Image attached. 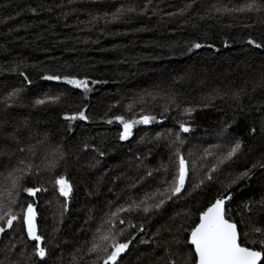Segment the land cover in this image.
<instances>
[{"label":"trees","instance_id":"obj_1","mask_svg":"<svg viewBox=\"0 0 264 264\" xmlns=\"http://www.w3.org/2000/svg\"><path fill=\"white\" fill-rule=\"evenodd\" d=\"M139 90L153 121L124 138ZM166 138L182 145L173 158ZM132 161L144 167L136 188ZM47 169L72 186L58 222L36 200ZM222 195L264 264V0H0V201L24 199L20 232L48 254L12 247L13 218L0 264H87L89 245L102 264L114 243H127L116 264H171L180 251L195 264L189 234Z\"/></svg>","mask_w":264,"mask_h":264},{"label":"rangeland","instance_id":"obj_2","mask_svg":"<svg viewBox=\"0 0 264 264\" xmlns=\"http://www.w3.org/2000/svg\"><path fill=\"white\" fill-rule=\"evenodd\" d=\"M167 92H171V90L169 89ZM145 95L144 97V102L146 101V99H149L150 95L149 93H147V90H144L141 92V90H139L136 94L132 95H128L127 98L130 99V101L127 102L126 106H127V114L126 117L123 118H119L120 123L123 125L125 132L122 134V137L124 138H129L131 136L133 127L138 124V123H143V121L145 122V124H149L152 123L153 120H151V116L150 117H145V113L143 111V108L140 104L141 102V96ZM48 98H50L53 95V91L47 92ZM168 95H172V94H168ZM44 96V95H43ZM44 98H47L46 96H44ZM151 102V100H150ZM173 111H177L179 112V106H177L176 108L173 109ZM175 133L179 134L178 130H174ZM144 135V133H143ZM149 136V135H148ZM157 138H162L160 135L156 136ZM165 138V137H164ZM221 136L215 137V143L217 145H222L224 144L221 141ZM169 139L166 138L165 141H163L164 143H166V146L164 147V150L161 152V155L163 154L164 157L167 158H173L172 155L176 153V147L178 146H182L181 143H177L176 145H174ZM230 147L233 149L236 147L235 143H231L229 144ZM208 159L214 160L215 157L213 155H207ZM53 157H55V155H53ZM21 160V159H20ZM54 159H52V161H50L49 163H53L55 165V163L53 162ZM18 165H21V163H18ZM45 168L42 170H45L47 166L43 165ZM132 168H136V170H134L133 172H131ZM104 169V173L102 174H107L108 172L106 171V169L103 167ZM138 170H139V174H138ZM55 172H49V170H46V175L43 176L42 178H44V182L47 183L49 182V185L46 186L47 188L43 189V193H41L42 195L38 198H36V200L38 201L40 207H41V212H43L44 216L46 217V221H55L58 222L61 220V215L65 212V210L68 207V195L71 193V183H65L62 181V178H57L55 175ZM87 176L91 175L90 172L86 173ZM133 178H137L138 179V184L135 185L134 188H136L137 186L140 185V183L143 182V180H139L142 178L143 174H144V167L140 166L137 164V162H130V167L128 170V173ZM132 174H137V175H132ZM230 174V173H229ZM148 177V175H146V178ZM87 180H86V176L83 177L81 184L84 186L88 185L87 184ZM70 185V186H69ZM28 193H31L32 190H27ZM85 197L88 198V194H85ZM13 199H4V201H0V212H7L13 215H8L6 216L4 219L0 218V226L5 225V223L8 221V219L10 218H15L16 219V225L14 226L13 230H12V237L10 238V243L12 245V247H15L16 249H19L20 247H26L27 249V258L31 260H34V262L36 261H41L48 256L47 252L45 251L47 249V247H45V245L42 247V249L45 251V254L43 255V252H41V255L37 254V248L33 247V250H31V247L23 238L22 233L20 232V223L22 221L23 218V208H24V199H22L21 197H17V196H13ZM31 204H35L34 202H29ZM49 216V217H48ZM50 226V224H49ZM47 227V226H46ZM44 228V227H43ZM12 229V228H11ZM10 229V230H11ZM45 229V228H44ZM43 235L45 236L46 239V243L47 246H51L53 240H52V234L47 233L46 230H44V232H42ZM48 237L50 239H48ZM258 241V240H255ZM127 243H123L121 244H113L110 246L109 249V253L108 256L105 260V262H103L102 264H116L119 259L121 258V252L123 247L125 246ZM92 250V245H89V247L87 248V255H85V261L87 264L91 263L92 260L88 259V255ZM25 253V252H24ZM40 256H42L41 258H39ZM113 259H116L113 260ZM191 261V254L187 251H180L179 256L176 258H174L173 262L171 264H189ZM122 264V263H119Z\"/></svg>","mask_w":264,"mask_h":264},{"label":"water","instance_id":"obj_3","mask_svg":"<svg viewBox=\"0 0 264 264\" xmlns=\"http://www.w3.org/2000/svg\"><path fill=\"white\" fill-rule=\"evenodd\" d=\"M230 200V195L217 198L200 215L198 223L190 232L188 243L193 247L195 264H261L263 261L261 252L240 245L237 226L224 215ZM13 224V218L6 222L0 229V238ZM141 232L142 230H139L131 241Z\"/></svg>","mask_w":264,"mask_h":264}]
</instances>
